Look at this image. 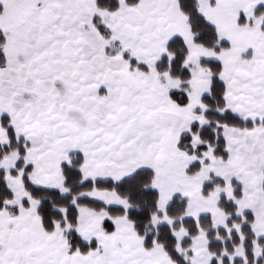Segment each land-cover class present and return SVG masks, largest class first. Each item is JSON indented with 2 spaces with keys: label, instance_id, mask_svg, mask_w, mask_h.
Here are the masks:
<instances>
[{
  "label": "snow or ice",
  "instance_id": "6c2138e0",
  "mask_svg": "<svg viewBox=\"0 0 264 264\" xmlns=\"http://www.w3.org/2000/svg\"><path fill=\"white\" fill-rule=\"evenodd\" d=\"M0 264H264V0H0Z\"/></svg>",
  "mask_w": 264,
  "mask_h": 264
}]
</instances>
